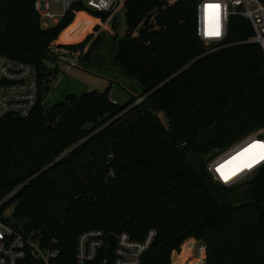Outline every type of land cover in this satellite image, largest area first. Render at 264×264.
Wrapping results in <instances>:
<instances>
[{"label": "trees", "instance_id": "trees-1", "mask_svg": "<svg viewBox=\"0 0 264 264\" xmlns=\"http://www.w3.org/2000/svg\"><path fill=\"white\" fill-rule=\"evenodd\" d=\"M35 1L0 0V55L33 65L47 82L50 46L77 12L112 14L77 2L43 28ZM197 3L126 1L113 61L139 81V98L120 106L107 91L67 95L29 119L0 122V203L3 190L29 183L0 214L17 204L19 225L57 240L56 264H75L78 237L91 229L135 240L155 230L143 264H170L192 238L206 244V264H264V167L232 188L205 170L209 153L264 128V49L250 42V22L233 15L225 41L206 54ZM186 247L191 254L194 242Z\"/></svg>", "mask_w": 264, "mask_h": 264}, {"label": "built area", "instance_id": "built-area-1", "mask_svg": "<svg viewBox=\"0 0 264 264\" xmlns=\"http://www.w3.org/2000/svg\"><path fill=\"white\" fill-rule=\"evenodd\" d=\"M126 1L36 0L35 10L41 22L46 19L56 21L77 2L92 11L113 14L124 8ZM53 3L61 5L62 14L52 12ZM233 15L250 22L254 32L250 42L258 43L264 49V3L261 0H198L196 27L199 39L204 43L221 44L227 37ZM58 60L67 64V71L75 68V59L67 53L59 55ZM51 85L52 78L41 81L33 65L0 55V122L7 116L23 120L31 118L46 106L50 93L46 88L50 90ZM217 152L214 150L205 157L206 172L219 185L238 186L264 167V128L246 135L228 150ZM2 206L0 204V210ZM5 212L0 214V264H20L29 257L42 264H56L61 254L57 240L47 241L42 231L25 229L13 215L5 217ZM110 235L115 236L112 249L108 245ZM156 235L155 230H150L143 240H135L126 232L113 234L99 229L87 230L78 237L75 264H143Z\"/></svg>", "mask_w": 264, "mask_h": 264}, {"label": "rangeland", "instance_id": "rangeland-1", "mask_svg": "<svg viewBox=\"0 0 264 264\" xmlns=\"http://www.w3.org/2000/svg\"><path fill=\"white\" fill-rule=\"evenodd\" d=\"M51 10L57 15L63 13L61 5L58 3H53ZM84 13L94 20L85 16ZM113 14L107 21H102L87 10L78 11L72 24L64 29L58 39L51 44L50 54H52V59L55 57L56 60L46 62L47 68L53 71L51 91L47 96L46 108L54 106L67 95L80 96L92 91H107L109 96L120 106L129 102L132 98L137 99L140 97L143 87L139 81L126 75L113 61L119 42L125 37L127 12L125 8H122ZM42 23L43 28H49L57 24L49 19L44 20ZM136 35L137 32L133 34L134 37ZM216 45L218 44L204 43L206 54L216 51ZM62 53H67L75 59V68L71 71H67L66 63L58 60L59 55ZM154 113L167 126V119L162 111L157 110ZM236 142L229 147L219 149L217 153L228 150ZM27 185L29 183L3 190L0 204H5L11 200L18 194L19 190ZM16 206L17 204H13L6 209L5 217L12 216ZM190 242H194V248H191V254H188L186 245ZM203 257L205 261H203ZM175 260L177 261L175 262ZM170 264H206V244L194 238L188 240L182 245L181 252L172 253Z\"/></svg>", "mask_w": 264, "mask_h": 264}, {"label": "water", "instance_id": "water-1", "mask_svg": "<svg viewBox=\"0 0 264 264\" xmlns=\"http://www.w3.org/2000/svg\"><path fill=\"white\" fill-rule=\"evenodd\" d=\"M114 241H115V236L114 235H110L108 237V245H109V248L112 249L113 246H114Z\"/></svg>", "mask_w": 264, "mask_h": 264}, {"label": "crops", "instance_id": "crops-1", "mask_svg": "<svg viewBox=\"0 0 264 264\" xmlns=\"http://www.w3.org/2000/svg\"><path fill=\"white\" fill-rule=\"evenodd\" d=\"M120 11V10H119ZM114 15V14H113ZM112 17V16H111ZM59 20L54 21V23H57ZM113 99V98H112Z\"/></svg>", "mask_w": 264, "mask_h": 264}, {"label": "bare ground", "instance_id": "bare-ground-1", "mask_svg": "<svg viewBox=\"0 0 264 264\" xmlns=\"http://www.w3.org/2000/svg\"><path fill=\"white\" fill-rule=\"evenodd\" d=\"M242 154V153H241Z\"/></svg>", "mask_w": 264, "mask_h": 264}]
</instances>
